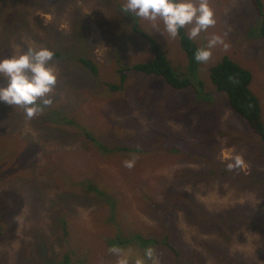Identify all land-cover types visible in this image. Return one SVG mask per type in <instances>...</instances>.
I'll return each instance as SVG.
<instances>
[{"label": "rangeland", "instance_id": "rangeland-1", "mask_svg": "<svg viewBox=\"0 0 264 264\" xmlns=\"http://www.w3.org/2000/svg\"><path fill=\"white\" fill-rule=\"evenodd\" d=\"M23 1L0 0V58L27 51L30 45L47 46L55 52L51 63L59 76L53 104L30 121L23 108L0 103V264H50L71 245L62 234V220L69 215L88 233L87 242L98 243L92 264H116L106 233L116 231L108 228L118 212L133 232L154 231L158 237L166 233L163 217H168V222L171 219L169 224L180 229L177 239L182 252L193 263L264 264V141L215 91L209 75L211 66L224 55L249 69L253 73L251 89L260 99L264 119V39L252 0H209L216 24L195 41L206 46L212 35H219L224 43L213 48L210 60L199 66L200 79L206 82L205 94H210H204V99L194 87L175 90L163 78L134 72L129 73L125 92L97 97L99 86L104 88L103 79L118 81L120 64L132 66L154 57L148 39L134 32V25L155 37L172 67L184 73L188 57L179 38L166 40L155 32L152 22L122 13L124 0H53L46 7H40L37 0L26 5ZM25 22L27 30L23 29ZM50 27L64 38L58 42V37L49 33V39L44 31ZM82 27L90 35L81 42ZM81 56L98 63V77L82 66L78 61ZM81 80H93L92 87L82 86ZM5 83L0 79V84ZM67 108L85 122V129H66L72 132L70 136L76 134L66 138L67 142L49 140L47 129L56 124L47 118ZM86 132L107 147L125 144L162 155L150 165L138 167L143 178L134 186L123 177L121 156L99 149ZM13 136L15 150L9 144ZM24 138L36 143L34 153L21 152ZM172 148L181 153L180 158L168 156ZM222 151L243 155L246 167L232 170L243 180L222 171L214 179H200L202 169L226 162ZM65 174L74 180L69 182ZM86 178H97L94 182H103L102 187L111 186L120 193L116 212L107 208L101 222L100 210L105 208L97 203L107 204L106 198L89 196L86 191L82 204L72 202L77 187L88 183ZM185 196L194 199L218 225L205 230L193 224L197 222L188 223L183 209L175 204L182 203ZM88 200L91 203L83 205ZM227 216L238 218L235 232L223 226ZM52 223L59 228L57 235ZM144 227L148 230H142ZM120 248L133 257L143 255L145 249L137 242ZM156 255L158 264H165L168 256L170 259L166 248L157 249Z\"/></svg>", "mask_w": 264, "mask_h": 264}, {"label": "trees", "instance_id": "trees-1", "mask_svg": "<svg viewBox=\"0 0 264 264\" xmlns=\"http://www.w3.org/2000/svg\"><path fill=\"white\" fill-rule=\"evenodd\" d=\"M35 0H24L23 3L26 5V3H33ZM53 0H37L36 3L39 4L40 7H46V5H49L50 2ZM253 6L256 10V13L260 17V35H262L264 39V1L263 0H252ZM27 22H25V27L23 29H28ZM134 32L141 34L143 37H146L149 41V44L151 46V49L154 53V57L147 62H141L136 63L132 66H126L123 64H120L121 67L118 69V76L119 79L117 82H113L110 79H103L105 84L104 88H101L99 86L100 92L95 94L97 97L102 98L104 95L108 96L112 94H116L117 92H125L126 86L129 84L130 77L129 73L134 72L137 74H142L148 77L152 78H163L167 85L175 90H183V89H190L191 87H194L197 94L201 97V95L205 94V85L206 82L203 79H200L199 74V66L202 63H198L195 58L194 54L197 48L202 47L198 42L195 40H189L187 37V29H182L180 35L178 36L179 42L181 45V48L183 50V53L186 54L188 57L187 60V67L186 71L184 73H180L177 70H175L172 65L169 57L167 56L166 52L162 49L160 43L157 41L155 37L150 35L149 33L145 32L141 27H139L138 24L134 25L133 27ZM22 30V29H21ZM20 31V30H18ZM82 33L83 36H79L78 38L81 41V38L87 37L90 34H86L88 32L87 29H84L82 27ZM45 35L49 39H51V35H53L55 38L58 37L57 41L59 42L60 38H64L62 33L58 31L56 28L52 29L51 27L48 30H45ZM82 42V41H81ZM58 54V53H56ZM186 58V57H185ZM78 61L82 64L83 67H85L88 72H90L93 76L99 75V66L98 63L93 58L81 56L78 58ZM210 79L211 82L215 88V91L221 94L222 97L226 99L228 102L229 107L234 111L235 114H237L241 119H243L248 126L254 131L255 135L259 137L260 140L264 141V119H263V113L261 109L260 99L259 97L252 91L251 89V83L253 81V73L243 67L240 63L229 57L228 55L222 56L220 61L215 63L210 68ZM100 78V77H99ZM81 85L92 87V82H85L84 80H81ZM105 92V93H104ZM206 96H210L209 91ZM203 96L202 99L206 98V96ZM169 108L172 107V103L168 105ZM163 108V107H162ZM154 113H158L157 111H153ZM48 121L55 122L56 127H51L49 130L47 129V135L49 140H60L62 142L69 141V139H66L68 137L72 138L75 135H71L72 132H67L66 129H73L71 131H74L76 129H81L82 131L85 129V122H81L77 120L73 115H71L70 109L67 108L66 110L55 113L54 116L48 117ZM66 126V127H65ZM70 126H73L71 128ZM85 133V132H84ZM87 138L90 141H93L95 145L99 149L107 151L110 155L115 156H121V166H123V170L121 171L123 173V177L129 182L132 183L134 186L139 184L141 179L143 178V173L138 172V167H146L152 163V160L155 158H159L162 154L161 152L157 155H153V152H142L140 147H129L127 145H121L120 147L115 146H109L107 147L105 144H103L101 141L97 140V138H94V135H91L90 133L86 132ZM145 138V137H144ZM148 138V137H147ZM14 139V141H13ZM15 136L9 139V144L13 150L16 148V140ZM26 139V143L23 145L22 151L24 155L33 152L35 150V142L30 140L29 138ZM146 139V138H145ZM176 139V138H175ZM199 140V139H198ZM30 141L33 142V145L30 143ZM200 142V140H199ZM149 150V149H148ZM168 156H176L177 158L181 157V153L174 152V148H172L168 152ZM195 155V153H193ZM184 158V155H183ZM135 160V165L137 168H134L135 170L133 174L131 173V169L126 168L124 166V161L126 160ZM226 162L219 163L217 161V164L215 166H211L210 169L206 168L205 170L202 169V171L199 172L200 179L205 180L207 178L214 179V176L216 174L220 173L222 171V174H227L228 177H232L235 172H232V170H228L226 166ZM222 166V167H221ZM224 167V168H223ZM207 170H209L207 172ZM54 173H58L57 171H53ZM187 176H194V173H187ZM213 176V178H212ZM240 180H243L242 176L238 173H235L234 175ZM66 177H69L67 179ZM63 178V177H62ZM64 178H66L69 182L73 179L68 174L64 175ZM74 180V179H73ZM99 181V179H92L89 180L88 178L85 179V182L88 183L85 184V187H77L78 190L75 191L72 202H76L79 204H82L85 192L88 191L89 196L92 194H98L99 196H103L108 200L107 204L99 202L98 205H103L105 210H100V219L101 220L106 216L107 214V208L111 211L117 210V207L120 205V193H117L116 188H111L109 186L107 189L102 187L103 182H94ZM255 181V180H254ZM246 183V180H245ZM104 185V184H103ZM184 195V194H183ZM118 201H117V199ZM91 202L86 201L83 203V205L89 204ZM94 203V202H93ZM175 204L184 211L185 219L190 222H197L193 223L200 227H202L205 230H210L215 228L218 225V221L213 222L211 218L207 215V212L203 209L198 207L197 202H194V199L191 200L189 197L185 196L183 198V202L180 201L175 202ZM70 206V205H69ZM149 207H145L147 210ZM158 208V207H156ZM144 209V210H145ZM186 213V215H185ZM99 214V213H98ZM205 214V215H204ZM69 217L72 218L71 215ZM68 216H65L62 220V234H63V240L68 241V243H71L67 250H65L61 256H58L56 259L50 264H92L93 263V250L98 246V243H94V245L90 244V242L86 241L85 238L88 236V233L77 226V224L74 222L73 219L69 218ZM94 217L96 219V213L94 212ZM165 220L164 228L166 229V233L162 237H158L156 234H154V231H149L147 233L145 232H133L129 226H126L124 223V219H120V212H118V215L116 218L113 217L112 224L113 226H109V229L116 230L112 233V231H107L106 237L108 240H111V245H118L126 247V245L135 244L136 242L143 246V248L146 247H153L156 251L157 249L166 248L167 251L170 253V259L169 256L165 259V264H199V263H193V260L187 256L184 252H182V248L179 244V238L177 239V231L173 225H170L168 222V217H163ZM229 219L227 222L224 223L225 229H231L235 232V229L237 228L236 225V219H231V216H227L225 220ZM231 220V222H229ZM52 229L54 230V235H57L55 231H57L59 228L58 226H54V223H52ZM99 224V223H98ZM168 224V226H166ZM142 230H148V228L144 227ZM223 231V230H222ZM105 233V232H104ZM41 236H44V234H41ZM62 238V237H61ZM173 253V254H172ZM174 256V257H173ZM185 257H188L185 261ZM190 258V259H189ZM192 260V261H191Z\"/></svg>", "mask_w": 264, "mask_h": 264}, {"label": "clouds", "instance_id": "clouds-1", "mask_svg": "<svg viewBox=\"0 0 264 264\" xmlns=\"http://www.w3.org/2000/svg\"><path fill=\"white\" fill-rule=\"evenodd\" d=\"M121 12L152 22L155 32L166 40L178 37L182 29H187L189 40H195L216 24L209 0H124ZM223 43L221 36L212 35L206 46L196 49L195 60L198 63L209 61L213 48ZM54 56L55 52L47 46L30 45L27 51L20 50L0 58V79L6 81L0 84V103L23 108L28 121L51 106L59 76L51 63ZM221 158L227 162L228 170L246 167L245 158L239 153L222 151ZM134 165V159L124 161L126 168ZM109 252L116 255V264H158L153 247H146L143 255L135 257L116 245L110 247Z\"/></svg>", "mask_w": 264, "mask_h": 264}]
</instances>
